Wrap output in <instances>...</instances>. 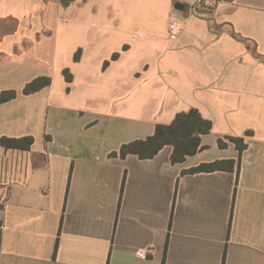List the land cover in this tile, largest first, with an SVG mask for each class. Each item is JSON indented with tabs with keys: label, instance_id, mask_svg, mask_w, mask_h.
Instances as JSON below:
<instances>
[{
	"label": "crops",
	"instance_id": "obj_1",
	"mask_svg": "<svg viewBox=\"0 0 264 264\" xmlns=\"http://www.w3.org/2000/svg\"><path fill=\"white\" fill-rule=\"evenodd\" d=\"M195 2L0 0V138L34 137L0 148V264H264V0ZM192 108L200 152L120 156Z\"/></svg>",
	"mask_w": 264,
	"mask_h": 264
},
{
	"label": "trees",
	"instance_id": "obj_2",
	"mask_svg": "<svg viewBox=\"0 0 264 264\" xmlns=\"http://www.w3.org/2000/svg\"><path fill=\"white\" fill-rule=\"evenodd\" d=\"M117 54L113 58H117ZM80 59V52L75 55V60ZM109 64L107 61L105 67ZM63 74L67 82H72L73 75L69 68L64 69ZM52 78L49 76L37 77L31 82L27 83L23 89L25 95L33 94L41 89L50 86ZM17 97L15 90H5L0 95V104L10 101ZM213 127L212 121L204 118L200 111L192 108L189 111L179 112L171 124H159L156 127L155 133L146 139H138L122 145L120 149V156L125 158L129 154L138 155L142 159L155 157L166 145L173 146L171 161L173 163L183 162L188 156L195 155L203 149L202 135L211 132ZM229 139L236 143L240 153L246 148L247 144L242 137H229ZM34 143L33 136H25L20 138L2 137L0 138V148L16 149L21 151H28ZM220 146H225L223 141L219 140ZM113 154L117 155V152ZM225 161L217 160L215 162L204 164L199 167L190 169V172H198L201 170L215 171L224 168ZM233 164V161L230 162ZM227 168V167H225ZM229 169H233V166ZM2 235L0 231V248ZM58 248V243L55 246V253Z\"/></svg>",
	"mask_w": 264,
	"mask_h": 264
},
{
	"label": "built area",
	"instance_id": "obj_3",
	"mask_svg": "<svg viewBox=\"0 0 264 264\" xmlns=\"http://www.w3.org/2000/svg\"><path fill=\"white\" fill-rule=\"evenodd\" d=\"M220 0H196L194 4L190 7V11L192 14L201 15L203 11L213 10L218 4ZM179 27V23L177 20H172L170 23V30L176 31ZM146 250L140 251V256L145 257L147 255Z\"/></svg>",
	"mask_w": 264,
	"mask_h": 264
},
{
	"label": "water",
	"instance_id": "obj_4",
	"mask_svg": "<svg viewBox=\"0 0 264 264\" xmlns=\"http://www.w3.org/2000/svg\"><path fill=\"white\" fill-rule=\"evenodd\" d=\"M176 7H177V8H183V5H181V4H177Z\"/></svg>",
	"mask_w": 264,
	"mask_h": 264
},
{
	"label": "rangeland",
	"instance_id": "obj_5",
	"mask_svg": "<svg viewBox=\"0 0 264 264\" xmlns=\"http://www.w3.org/2000/svg\"><path fill=\"white\" fill-rule=\"evenodd\" d=\"M54 73H55V75H57V73H58V69H57V70H55V72H54ZM57 85H58V84H57Z\"/></svg>",
	"mask_w": 264,
	"mask_h": 264
}]
</instances>
